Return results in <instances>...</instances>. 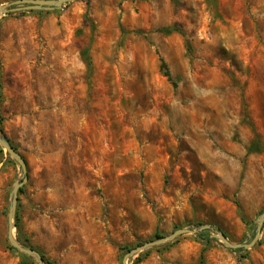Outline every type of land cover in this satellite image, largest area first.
<instances>
[{
	"label": "rangeland",
	"instance_id": "1",
	"mask_svg": "<svg viewBox=\"0 0 264 264\" xmlns=\"http://www.w3.org/2000/svg\"><path fill=\"white\" fill-rule=\"evenodd\" d=\"M0 121L28 169L15 236L51 264H123L156 234L204 225L250 243L264 212V0H78L1 16ZM22 178L0 145V264L23 260L8 241ZM214 230L128 263L264 264V226L242 252Z\"/></svg>",
	"mask_w": 264,
	"mask_h": 264
},
{
	"label": "water",
	"instance_id": "2",
	"mask_svg": "<svg viewBox=\"0 0 264 264\" xmlns=\"http://www.w3.org/2000/svg\"><path fill=\"white\" fill-rule=\"evenodd\" d=\"M78 1V0H17L10 4L0 6V17L8 15L12 12L18 11H55L61 10L66 4ZM0 145L2 149L6 152L7 156L14 159L23 171V178L21 180H17L12 188L11 192V200H10V208L8 215V241L10 245L16 250L20 251L23 254H26L32 257L37 264H47L41 254L37 252L35 249L25 246L22 244L17 237L15 236L14 230L16 228V214L19 203V192L20 189L28 182V169L27 163L25 159L21 156V154L11 145L9 140L4 135L1 126H0ZM264 226V212L257 218L256 220V228H255V236L250 243L244 242L242 244L232 243L221 231L214 230L211 225H204L199 227L197 230L193 229H179L173 232L171 235L162 237L155 241H150L138 246L136 248L131 249L123 259V264H129V260L134 258L144 252L147 249L153 248L155 246H160L169 242L174 241L178 237L186 234H197L203 231L214 230L215 234L213 237L220 241L226 248L231 250L238 249H251L253 248L263 230Z\"/></svg>",
	"mask_w": 264,
	"mask_h": 264
},
{
	"label": "trees",
	"instance_id": "3",
	"mask_svg": "<svg viewBox=\"0 0 264 264\" xmlns=\"http://www.w3.org/2000/svg\"><path fill=\"white\" fill-rule=\"evenodd\" d=\"M31 12H34V11H31ZM85 22L90 25L92 30H94V25H93L90 17L88 16V13L85 15ZM174 31H177L176 28H165V29H163V32L165 34H171ZM180 33H182V32H180ZM90 49H91L90 47H87L86 49H84L83 52H82V55L86 59L87 64H88L89 68L91 69L92 68V62H91V56H90ZM161 72L164 74L165 77H167L169 79V81H173V78H172V75H171V73L169 71V68H168L167 64L165 63V61L163 59H161ZM0 125H1V121H0ZM260 145L261 144H260L259 140H256L250 146L249 153L260 152L261 151V146ZM21 192H22V188L20 189V193ZM16 226L18 228L19 235H20V224L18 222V219L16 221ZM251 231H252L253 238H254V236H255V227L253 225H251ZM155 237L159 238V239L162 238V236H160L159 234H156ZM198 237L203 241V243H207L208 244L211 241L210 238H209V230L200 232L198 234ZM19 239H20V237H19ZM11 249L16 250L12 246H11ZM123 249L129 251L128 248H123ZM16 251L19 252L21 254V256L23 257V260H22L21 264H32V262L34 261L32 257H30V256H28L26 254H23V253H21L18 250H16ZM242 251H243V249L234 250V252H242ZM42 257H43V259L45 260L46 263L51 264L48 261H46V259H45V257L43 255H42ZM139 261L140 260L138 259L135 264H138Z\"/></svg>",
	"mask_w": 264,
	"mask_h": 264
}]
</instances>
